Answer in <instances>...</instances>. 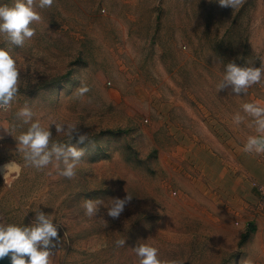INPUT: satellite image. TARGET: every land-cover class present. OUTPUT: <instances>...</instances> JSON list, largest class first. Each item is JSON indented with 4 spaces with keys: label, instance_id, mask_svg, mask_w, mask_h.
I'll return each instance as SVG.
<instances>
[{
    "label": "rangeland",
    "instance_id": "1",
    "mask_svg": "<svg viewBox=\"0 0 264 264\" xmlns=\"http://www.w3.org/2000/svg\"><path fill=\"white\" fill-rule=\"evenodd\" d=\"M35 10L42 19L23 48L0 34L21 80L0 111V223L50 216L53 264H139L131 249L141 243L183 264H264V154L244 151L260 134L243 110L264 107V81L246 94L217 89L228 63H264V0L235 10L218 0H55ZM82 83L91 91L79 99ZM25 104L52 132L50 145L84 151L74 179L55 161L25 164L17 138L30 124L16 116ZM57 122L88 141L57 133ZM127 195L120 218L109 217L111 201ZM86 200L102 201L96 216L84 214Z\"/></svg>",
    "mask_w": 264,
    "mask_h": 264
},
{
    "label": "clouds",
    "instance_id": "2",
    "mask_svg": "<svg viewBox=\"0 0 264 264\" xmlns=\"http://www.w3.org/2000/svg\"><path fill=\"white\" fill-rule=\"evenodd\" d=\"M55 0H15L13 6L0 7V34L6 35L8 42L18 48H23L25 42L35 35V23L41 21V15L35 10L51 8ZM220 7L239 8L244 0H218ZM223 81L217 85V89L223 90L232 86V91L239 95L247 93L253 85L264 81V63L261 67H240L234 62L228 63L225 68ZM21 86L20 67L18 61L11 54L10 49L0 48V110L8 111L16 97L19 95ZM91 91L90 87L84 85L75 91V97L83 99ZM245 113L254 118V125L258 136H249L244 145V151L249 154H264V107L255 103L243 105ZM18 119L24 124H30L26 132L17 138L18 150L23 153L25 164L37 170H43L53 165L60 170L59 174L68 180L76 176V166L84 156V151L72 146L70 143L62 144L50 141L52 132L36 120L32 108L25 104L17 113ZM242 117L236 114L233 122L236 125L242 123ZM57 133H63L73 138V133L78 137L77 143L83 144L88 141L87 134H80L77 126L73 123H55ZM62 165V167H61ZM8 167V166H7ZM133 197L127 195L125 198H115L107 209V215L112 219H119L126 207L132 202ZM102 201L86 200L83 202L84 214L93 217L98 214V207ZM59 225L54 223L50 216L39 212L32 226L4 225L0 223V260L6 257L11 264H53L50 259L51 248L56 247L54 241H59ZM126 240L116 241L118 248L125 247ZM139 260V264H183V261L165 260L159 257L158 249L147 243L138 244L131 249Z\"/></svg>",
    "mask_w": 264,
    "mask_h": 264
},
{
    "label": "crops",
    "instance_id": "3",
    "mask_svg": "<svg viewBox=\"0 0 264 264\" xmlns=\"http://www.w3.org/2000/svg\"><path fill=\"white\" fill-rule=\"evenodd\" d=\"M260 182H261V184L259 185L260 187H258L257 190H258L259 195H260V198H261V191H260V189L264 188V178Z\"/></svg>",
    "mask_w": 264,
    "mask_h": 264
},
{
    "label": "water",
    "instance_id": "4",
    "mask_svg": "<svg viewBox=\"0 0 264 264\" xmlns=\"http://www.w3.org/2000/svg\"><path fill=\"white\" fill-rule=\"evenodd\" d=\"M0 264H11V261L9 258L6 257L5 259L0 260Z\"/></svg>",
    "mask_w": 264,
    "mask_h": 264
},
{
    "label": "built area",
    "instance_id": "5",
    "mask_svg": "<svg viewBox=\"0 0 264 264\" xmlns=\"http://www.w3.org/2000/svg\"><path fill=\"white\" fill-rule=\"evenodd\" d=\"M11 109V108H10ZM9 109V110H10ZM8 110V111H9ZM0 111H3V110H0ZM3 112H5V111H3ZM7 112V111H6ZM260 191H261V200H262V202L264 203V188H262V189H260Z\"/></svg>",
    "mask_w": 264,
    "mask_h": 264
}]
</instances>
